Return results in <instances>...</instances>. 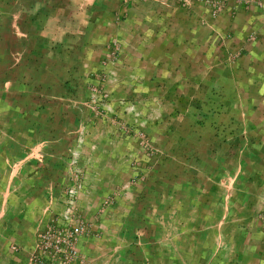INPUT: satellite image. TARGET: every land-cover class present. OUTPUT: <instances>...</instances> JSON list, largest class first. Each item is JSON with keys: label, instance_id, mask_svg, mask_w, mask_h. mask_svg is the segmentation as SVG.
I'll return each mask as SVG.
<instances>
[{"label": "crops", "instance_id": "0c3cea01", "mask_svg": "<svg viewBox=\"0 0 264 264\" xmlns=\"http://www.w3.org/2000/svg\"><path fill=\"white\" fill-rule=\"evenodd\" d=\"M253 1L0 0V264H58L81 133L71 264H264Z\"/></svg>", "mask_w": 264, "mask_h": 264}, {"label": "built area", "instance_id": "2783aa9c", "mask_svg": "<svg viewBox=\"0 0 264 264\" xmlns=\"http://www.w3.org/2000/svg\"><path fill=\"white\" fill-rule=\"evenodd\" d=\"M194 2L202 3L211 10V16L217 17L219 11L228 1H233L244 6H249L254 3L253 0H190ZM108 95L95 96L94 102L101 100H108ZM120 105H124V101H119ZM97 105V104H96ZM101 109L110 112L111 108L109 104H103ZM128 112H132L133 106L126 107ZM79 135L76 139L75 147L71 152V167H72V179L74 184L66 191L65 195V207L60 218V226L56 231L48 230L38 237L37 248L40 251H51L54 255H58V264H71L78 259V252L76 250V240L84 232V227L80 223L76 222L75 206L76 200L79 194V171L77 169V163L79 158V150L82 146L84 139Z\"/></svg>", "mask_w": 264, "mask_h": 264}, {"label": "rangeland", "instance_id": "374dc122", "mask_svg": "<svg viewBox=\"0 0 264 264\" xmlns=\"http://www.w3.org/2000/svg\"><path fill=\"white\" fill-rule=\"evenodd\" d=\"M95 96L97 97V95H93L91 98H90V102L91 104H110V101L108 100H101V101H97L96 103L94 102L95 100ZM109 99V98H108ZM75 147V145H74Z\"/></svg>", "mask_w": 264, "mask_h": 264}]
</instances>
